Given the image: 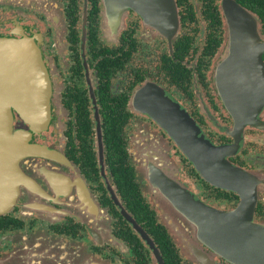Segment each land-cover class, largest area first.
I'll return each mask as SVG.
<instances>
[{"label":"flooded vegetation","instance_id":"obj_1","mask_svg":"<svg viewBox=\"0 0 264 264\" xmlns=\"http://www.w3.org/2000/svg\"><path fill=\"white\" fill-rule=\"evenodd\" d=\"M173 3L180 31L168 42L131 10L111 27L103 0L0 2V37L38 44L50 88L40 126L11 113L31 153L0 179V264H237L151 188L144 160L155 155L198 203L222 212L241 203L134 105L148 85L229 148L225 160L252 179L249 222L264 225V0ZM229 89L252 98L238 113L224 102Z\"/></svg>","mask_w":264,"mask_h":264},{"label":"water","instance_id":"obj_2","mask_svg":"<svg viewBox=\"0 0 264 264\" xmlns=\"http://www.w3.org/2000/svg\"><path fill=\"white\" fill-rule=\"evenodd\" d=\"M2 1L24 3L28 0ZM103 1L106 12L114 18L111 27L116 25V17L131 10L168 42H173L180 30L173 0ZM234 9L233 5H226V10L233 12ZM230 16L227 19L233 28L235 18ZM106 23L109 26V22ZM253 35L251 33V42L254 41ZM255 36L257 47L258 37ZM217 74L215 71V78ZM223 93L227 107L236 113L237 104L243 105L252 99L250 96H234L231 89ZM49 96L50 88L38 44L26 37H0L1 180L15 174L16 160L31 153V149L26 147L25 135L12 130V111L24 123L36 128L44 121ZM260 98L262 96H256L250 105H256ZM134 102L169 135L201 178L215 187L237 192L241 203L232 212L218 211L198 203L173 179L169 166L155 155L152 158L154 163L150 160H144L145 165L143 163L151 188L162 194L170 211L184 220L188 228L212 250L235 260L237 264H264V225L252 224L247 214L254 204L252 179L225 160L229 148L214 146L205 140L194 123L153 86H143Z\"/></svg>","mask_w":264,"mask_h":264},{"label":"rangeland","instance_id":"obj_3","mask_svg":"<svg viewBox=\"0 0 264 264\" xmlns=\"http://www.w3.org/2000/svg\"><path fill=\"white\" fill-rule=\"evenodd\" d=\"M180 31V30H179ZM179 31H178V33H179ZM178 33H177V35H178Z\"/></svg>","mask_w":264,"mask_h":264}]
</instances>
